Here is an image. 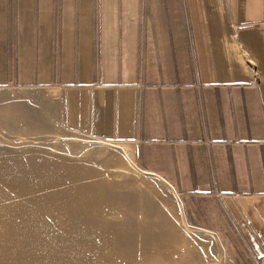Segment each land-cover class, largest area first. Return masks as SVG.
<instances>
[{"label": "crops", "instance_id": "crops-1", "mask_svg": "<svg viewBox=\"0 0 264 264\" xmlns=\"http://www.w3.org/2000/svg\"><path fill=\"white\" fill-rule=\"evenodd\" d=\"M62 131L122 144L262 264L264 0H0V132Z\"/></svg>", "mask_w": 264, "mask_h": 264}, {"label": "rangeland", "instance_id": "rangeland-1", "mask_svg": "<svg viewBox=\"0 0 264 264\" xmlns=\"http://www.w3.org/2000/svg\"><path fill=\"white\" fill-rule=\"evenodd\" d=\"M126 152L69 131L55 138L0 132V180L13 181L6 190L0 183V195L31 189L43 200L32 202L37 209H13L22 218L0 219V264H233L219 238L190 227L177 195ZM51 194L58 200L50 202ZM96 209L110 235L93 238L84 228Z\"/></svg>", "mask_w": 264, "mask_h": 264}, {"label": "bare ground", "instance_id": "bare-ground-1", "mask_svg": "<svg viewBox=\"0 0 264 264\" xmlns=\"http://www.w3.org/2000/svg\"><path fill=\"white\" fill-rule=\"evenodd\" d=\"M70 180H71V183L73 184V186H75V181H72V179H70ZM83 181L84 180H82V182ZM0 183H2L1 187H3L6 190V189L10 188V184L11 183L13 184V181H11V180H4V181L0 180ZM60 183L61 182H58V184H60ZM14 190L16 191L17 195H15L16 193L14 194L13 192H10V191L6 192L5 194L0 195V203L5 202L6 200H12V201L16 200L14 205H12L14 207L3 206L0 204V219L6 218V217H9L12 215H16V218H22L18 213L14 212V210H16V208L18 209L20 207V205L21 206L23 205V207H26L27 209H30V208L31 209H37V206L32 204V202H39V203L43 202V200L40 197L34 195V192H32L31 189L28 191L27 196H24V194L23 195L19 194V191L17 190V188H15ZM42 190H43V188L40 186V191H42ZM88 190H89V188L86 190L82 189L81 193L82 194L86 193V192H88ZM70 192H71L70 200L75 201L76 189L73 188L72 190H70ZM81 199H85V198L81 197ZM57 200H58V195H55V194L50 195V197H49L50 202H54ZM19 201H21V204H19L20 203ZM97 208H99V207H97ZM102 209H104V208H102ZM11 212H14L15 214H11ZM86 218L88 219V221L84 222L83 226H84V228H86V223H88L87 226L90 228L93 238H99L101 236H105L106 231L110 235L109 231L107 229H104V227H103V225H105L104 220L102 219L100 212L99 213L97 212V209H96V212L92 211V212L88 213L86 215ZM56 220H58V219L50 220V223L51 224L58 223V221H56ZM220 247H221V251L223 252L224 248L222 247L221 244H220Z\"/></svg>", "mask_w": 264, "mask_h": 264}, {"label": "built area", "instance_id": "built-area-1", "mask_svg": "<svg viewBox=\"0 0 264 264\" xmlns=\"http://www.w3.org/2000/svg\"><path fill=\"white\" fill-rule=\"evenodd\" d=\"M262 264H264V259L262 260Z\"/></svg>", "mask_w": 264, "mask_h": 264}]
</instances>
